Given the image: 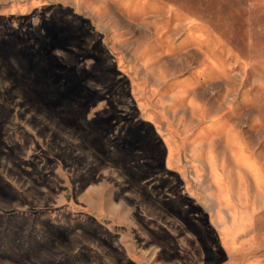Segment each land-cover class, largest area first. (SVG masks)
Returning <instances> with one entry per match:
<instances>
[{
	"label": "rangeland",
	"instance_id": "obj_1",
	"mask_svg": "<svg viewBox=\"0 0 264 264\" xmlns=\"http://www.w3.org/2000/svg\"><path fill=\"white\" fill-rule=\"evenodd\" d=\"M0 264H264V0H0Z\"/></svg>",
	"mask_w": 264,
	"mask_h": 264
}]
</instances>
